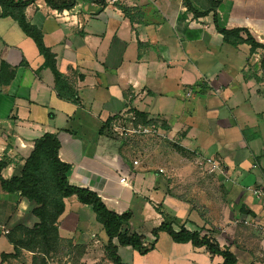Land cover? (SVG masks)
I'll list each match as a JSON object with an SVG mask.
<instances>
[{
	"label": "crops",
	"instance_id": "0c3cea01",
	"mask_svg": "<svg viewBox=\"0 0 264 264\" xmlns=\"http://www.w3.org/2000/svg\"><path fill=\"white\" fill-rule=\"evenodd\" d=\"M75 2L61 12L36 0L25 15L43 32L61 77L78 93L77 104L58 97L36 44L0 8V67L4 62L15 69L9 83L0 80V160L8 161L3 178L20 175L36 139L56 134L60 158L71 165L69 182L97 192L119 213L131 211L129 230L144 235L147 245L154 240L152 230L168 220L176 229L210 234L237 264H264V199L254 196L255 189H264L262 50L225 43L214 13L195 18L184 0ZM205 3L193 2L200 12ZM217 17L221 28L246 29L264 44V0H224ZM131 110L163 121L166 138L187 151L176 152V172L146 173L123 142L99 134L108 118ZM206 158L219 162L224 173L194 171ZM64 202L60 237L85 251L105 244L103 228L89 234L98 223L91 207L76 196ZM36 207L0 187V225L9 231L37 224ZM168 236L159 232L145 255L130 247H120L119 255L128 264L223 261L205 247ZM2 237L9 249L0 250V264H41L42 257L51 264L50 257L26 250L2 262V253L14 251L0 229Z\"/></svg>",
	"mask_w": 264,
	"mask_h": 264
},
{
	"label": "trees",
	"instance_id": "16d2710c",
	"mask_svg": "<svg viewBox=\"0 0 264 264\" xmlns=\"http://www.w3.org/2000/svg\"><path fill=\"white\" fill-rule=\"evenodd\" d=\"M36 0H0V8L3 17L13 18L22 31L30 37L36 44L38 51L44 58L42 68H48L54 76L55 91L59 98L79 103L76 89L65 81L57 69L56 57L52 50L44 43L43 32L35 25L31 24L25 15L26 8ZM197 0H184V5L195 18L214 13L216 29L223 35V40L232 46L240 43H247L251 51L262 50L260 66L264 72V44L258 43L246 29L236 28L232 30L223 29L218 24L217 9L224 0H205L200 12L194 7L193 2ZM46 4L54 10L63 12L72 9L75 0H45ZM126 12V9H125ZM245 35V37H243ZM6 71L9 73L6 76ZM15 75V69L6 63L0 67V80L2 84L9 83ZM132 111V110H131ZM145 123L161 121L159 119H148L142 113H136ZM118 116L108 118L99 129V134L115 138L112 134V123ZM160 127L165 128V123L161 121ZM116 139V138H115ZM176 150L182 154L187 153L185 149L174 145ZM61 142L56 134L45 133L34 142L30 155L25 159L20 175L5 179L2 171L8 165L6 158L0 160V187L7 193H19L22 198L33 201L37 207L33 210L39 222L32 228L19 225L9 231L8 238L14 246L12 253H2V262L8 259L18 258L23 250L44 257H51L64 250L62 245L64 240L59 234V218L65 212L66 198L76 196L78 201L86 206H90L98 223L106 235L104 252L106 258L112 264H128L123 262L119 255L120 247H130L141 255L153 250L159 237V232L167 233L176 243H191L194 247H205L211 256H220L223 261L220 264H237L236 256L226 246H221L210 234H202V229L189 230L184 226L176 229L172 221L165 220L162 224L152 230L153 242L146 244L144 235L130 232L129 223L132 212L127 210L119 213L112 209L102 197L95 191L87 187L73 185L69 182L68 174L71 165L60 158ZM68 247L80 249L85 253V246L74 245L71 240L66 241ZM82 255V254H81ZM83 256V255H82ZM47 264L42 257V263Z\"/></svg>",
	"mask_w": 264,
	"mask_h": 264
},
{
	"label": "rangeland",
	"instance_id": "374dc122",
	"mask_svg": "<svg viewBox=\"0 0 264 264\" xmlns=\"http://www.w3.org/2000/svg\"><path fill=\"white\" fill-rule=\"evenodd\" d=\"M115 134V138L123 142V146L129 153L130 157L136 158L138 161L144 163L145 172L156 175L158 173L160 176L164 177L165 172H176L179 167L181 157L175 148V142L173 139L161 137V136H133V135H120L115 131L111 132ZM178 157V158H177ZM195 166V165H194ZM194 171L200 173H206L204 166L197 165ZM189 171L192 169H188ZM193 171V170H192ZM110 206V205H109ZM115 209L114 207L110 206ZM96 226L91 228V232H100L102 227L100 224L96 223ZM103 238H107L104 230L100 233ZM169 238V236H168ZM64 250L61 249L56 255L49 258L51 264H111L106 258L104 252L103 242L95 244L91 249L82 253L80 249L68 247L67 242H63ZM9 249L8 242L5 237L0 238V250L7 251ZM83 256H82V255ZM123 254V252H122ZM40 263L42 260L40 259Z\"/></svg>",
	"mask_w": 264,
	"mask_h": 264
},
{
	"label": "built area",
	"instance_id": "2783aa9c",
	"mask_svg": "<svg viewBox=\"0 0 264 264\" xmlns=\"http://www.w3.org/2000/svg\"><path fill=\"white\" fill-rule=\"evenodd\" d=\"M117 0H109V2H116ZM161 121H156L153 123H145L141 120L139 116L133 111H127L123 115L117 117L116 120L112 123V130L117 132L120 135L130 134L133 136H161L166 137L163 129L160 127ZM138 162L134 161L136 165ZM205 167L206 171L209 173H224V168L219 162L213 158H206L202 163H199ZM162 172V170H160ZM122 183H127V177H122L120 180ZM254 196L257 199H264V189H255ZM244 223H248L244 221ZM4 235H8L9 230L4 226L0 225Z\"/></svg>",
	"mask_w": 264,
	"mask_h": 264
}]
</instances>
